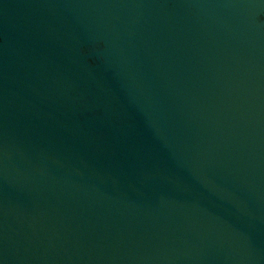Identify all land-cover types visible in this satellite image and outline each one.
<instances>
[{
    "label": "water",
    "instance_id": "95a60500",
    "mask_svg": "<svg viewBox=\"0 0 264 264\" xmlns=\"http://www.w3.org/2000/svg\"><path fill=\"white\" fill-rule=\"evenodd\" d=\"M0 264H264V0H0Z\"/></svg>",
    "mask_w": 264,
    "mask_h": 264
}]
</instances>
